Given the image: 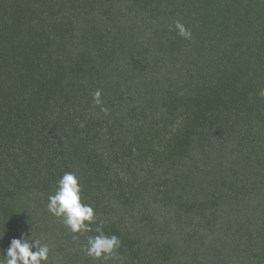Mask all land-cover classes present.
<instances>
[{"label": "trees", "instance_id": "trees-1", "mask_svg": "<svg viewBox=\"0 0 264 264\" xmlns=\"http://www.w3.org/2000/svg\"><path fill=\"white\" fill-rule=\"evenodd\" d=\"M261 89L264 0H0V257L264 264ZM66 172L112 258L48 212Z\"/></svg>", "mask_w": 264, "mask_h": 264}, {"label": "clouds", "instance_id": "clouds-1", "mask_svg": "<svg viewBox=\"0 0 264 264\" xmlns=\"http://www.w3.org/2000/svg\"><path fill=\"white\" fill-rule=\"evenodd\" d=\"M175 30L180 37L192 40V32L180 21L175 22ZM258 95L264 98V89ZM101 96L100 90L93 94L96 105L103 104ZM101 111L107 114L108 109L101 107ZM47 210L73 234L74 240L89 232L97 233L87 236L83 249L85 255L93 260H108L121 246L118 236L105 234L102 223L93 229L92 225L97 223L95 211L92 206L82 202V186L74 173L66 172L57 181L55 193L48 196ZM50 252V246L33 238V233L31 236L22 234L11 240L6 255L0 257V264H50Z\"/></svg>", "mask_w": 264, "mask_h": 264}]
</instances>
